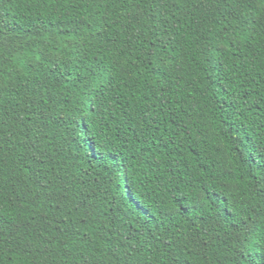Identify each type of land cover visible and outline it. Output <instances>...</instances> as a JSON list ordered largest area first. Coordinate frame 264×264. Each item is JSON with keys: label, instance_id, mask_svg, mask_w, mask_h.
Wrapping results in <instances>:
<instances>
[{"label": "trees", "instance_id": "obj_1", "mask_svg": "<svg viewBox=\"0 0 264 264\" xmlns=\"http://www.w3.org/2000/svg\"><path fill=\"white\" fill-rule=\"evenodd\" d=\"M0 264H264V0H0Z\"/></svg>", "mask_w": 264, "mask_h": 264}]
</instances>
